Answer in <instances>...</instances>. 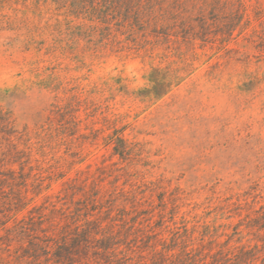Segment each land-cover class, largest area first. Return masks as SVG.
<instances>
[{"label":"trees","instance_id":"1","mask_svg":"<svg viewBox=\"0 0 264 264\" xmlns=\"http://www.w3.org/2000/svg\"><path fill=\"white\" fill-rule=\"evenodd\" d=\"M19 3L51 7L68 27L69 50L86 47L89 67L112 56L139 60L145 83L131 88L119 72L87 90L65 83L58 67L40 81L55 96L33 132L0 104V264H264V200L246 192L192 204L186 191L152 180L144 144L124 133L129 118L204 66L219 76L240 66L244 85L259 80L263 12L252 15L245 0H0ZM241 36L257 55L237 57L231 46ZM79 63L87 67L86 54ZM114 103L128 108L115 113ZM102 148L117 161L82 168Z\"/></svg>","mask_w":264,"mask_h":264},{"label":"rangeland","instance_id":"2","mask_svg":"<svg viewBox=\"0 0 264 264\" xmlns=\"http://www.w3.org/2000/svg\"><path fill=\"white\" fill-rule=\"evenodd\" d=\"M245 1L252 15L264 14V0ZM67 29L58 24L51 7L0 5V104L13 111L19 130L33 132L47 120L55 95L41 88L40 81L52 70L58 73V67L64 70L65 83L87 90L119 72L131 88L145 83L139 60L112 56L89 67L86 47L69 50L72 39L64 34ZM231 48L238 58L257 55L248 36L239 37ZM84 54L87 67L79 63ZM240 70L232 67L219 76L220 70L204 66L140 117L126 122L130 125L125 135L144 144L148 152L152 180L162 178L171 189L186 191L192 204L220 203L246 192L264 200V69L250 85L241 82ZM112 106L118 109L115 113L128 108V104ZM102 119L101 115L94 119L95 130L102 127ZM6 149L0 135V153ZM134 158L143 164L137 152ZM104 161H117L110 149L93 153L82 168L92 164L95 169ZM60 189L57 183L49 193Z\"/></svg>","mask_w":264,"mask_h":264}]
</instances>
